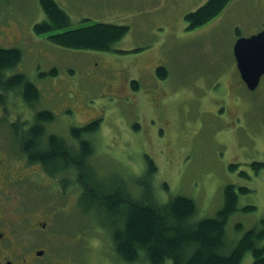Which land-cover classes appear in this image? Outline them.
<instances>
[{
	"label": "rangeland",
	"instance_id": "obj_1",
	"mask_svg": "<svg viewBox=\"0 0 264 264\" xmlns=\"http://www.w3.org/2000/svg\"><path fill=\"white\" fill-rule=\"evenodd\" d=\"M55 1L71 19L58 32L94 23L130 31L108 52L66 49L52 44L50 34H36V25L46 20L39 0H0V48L21 50L17 72L41 88L35 110L57 114L47 133L74 145L73 129L97 123L89 141L100 177L121 178L136 199L148 181L161 203L190 198L196 220L216 217L225 189L235 186L238 210L226 227L230 252L264 220V76L256 92L248 91L233 52L238 29L247 36L264 28L262 4L237 0L219 21L190 30L186 16L209 0ZM158 68L166 70L165 79ZM161 89L167 94L162 105L156 99ZM10 98L18 103L22 92L5 97ZM3 135L9 137L0 127ZM149 160L157 168L152 179L146 173ZM52 182H34L23 196L49 200L40 183ZM60 185L63 257L77 264H113L107 254L114 255L111 231L99 216L83 210L74 173L62 175ZM241 264H253L252 253Z\"/></svg>",
	"mask_w": 264,
	"mask_h": 264
},
{
	"label": "trees",
	"instance_id": "obj_2",
	"mask_svg": "<svg viewBox=\"0 0 264 264\" xmlns=\"http://www.w3.org/2000/svg\"><path fill=\"white\" fill-rule=\"evenodd\" d=\"M46 20L35 27L38 35L50 34L49 41L57 46L81 51L108 52L129 33L128 26L94 23L67 29L71 25L69 15L55 0H39ZM231 0H209L204 6L186 16L190 30L203 28L217 19ZM23 61L21 50L0 48V92L20 90L29 105L40 102L41 92L23 73L17 72ZM11 71L15 74L7 76ZM161 79L166 70L159 68ZM2 96V95H1ZM38 125L28 135L32 160L42 161L55 176L74 173L81 188V205L106 223L112 234L116 255L129 264L141 260L148 264H241L247 253H252L253 264H264V220L258 229L248 231L234 248L227 253L226 227L231 216L238 210V193L235 186L225 189L223 208L214 218L196 220L197 206L194 200L177 196L166 203L159 202L153 183L142 187V195L136 199L119 177L107 180L99 176L91 162L94 143L89 141L98 131L97 123L83 129H73L72 138L77 147L68 145L59 136L46 137L42 127L55 122L57 117L48 109L38 113ZM49 126V125H48ZM84 132V134H82ZM71 138V137H70ZM231 168H234L233 166ZM157 168L149 160L146 173L151 177ZM64 186H70L65 184ZM242 192H248L242 188ZM249 207L247 210H254ZM112 220V222H109ZM242 226H239L240 230Z\"/></svg>",
	"mask_w": 264,
	"mask_h": 264
},
{
	"label": "flooded vegetation",
	"instance_id": "obj_3",
	"mask_svg": "<svg viewBox=\"0 0 264 264\" xmlns=\"http://www.w3.org/2000/svg\"><path fill=\"white\" fill-rule=\"evenodd\" d=\"M257 1L264 7V0ZM229 8L228 6L219 16L220 19L226 15ZM263 30L264 28L251 35L242 36L238 29V39L249 38ZM236 71L239 74L237 64ZM13 74L15 71L9 72L7 76ZM31 82L41 92V88ZM242 83L244 84L243 81ZM159 92L161 96L156 99L162 105L167 94L163 89L157 90L158 94ZM8 94L0 92V127L6 128L9 136L0 137V264H77L65 259L62 254L61 244L64 238L59 192L62 175L55 176L42 161L32 160L30 148L27 147L30 141L28 135L38 125L40 111L35 110L34 105H29L23 95V99L18 100V103L12 98L7 101L5 97H8ZM11 110L15 111V116L11 115ZM25 112L28 116H24ZM54 114L57 117V114ZM228 114L231 117L230 108ZM167 122L166 126L169 127ZM52 123L54 122L42 126L45 129L44 135L40 137L42 144H45L46 137L56 136L47 133L48 125ZM74 146L77 147V141ZM43 179L53 181L47 185L40 183L52 198L45 200L36 195L27 198L23 196L32 183L41 182ZM20 188L22 190H19ZM35 189H38V185H35ZM107 254L113 264H126L115 254Z\"/></svg>",
	"mask_w": 264,
	"mask_h": 264
},
{
	"label": "water",
	"instance_id": "obj_4",
	"mask_svg": "<svg viewBox=\"0 0 264 264\" xmlns=\"http://www.w3.org/2000/svg\"><path fill=\"white\" fill-rule=\"evenodd\" d=\"M242 80L255 91L264 76V30L249 38H240L234 46Z\"/></svg>",
	"mask_w": 264,
	"mask_h": 264
}]
</instances>
